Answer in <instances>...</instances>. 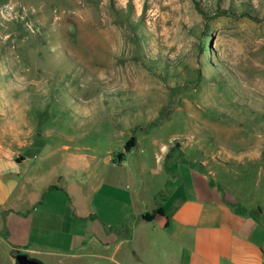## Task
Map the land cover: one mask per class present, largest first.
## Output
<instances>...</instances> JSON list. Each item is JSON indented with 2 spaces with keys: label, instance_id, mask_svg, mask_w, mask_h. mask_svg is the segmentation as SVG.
<instances>
[{
  "label": "rangeland",
  "instance_id": "obj_1",
  "mask_svg": "<svg viewBox=\"0 0 264 264\" xmlns=\"http://www.w3.org/2000/svg\"><path fill=\"white\" fill-rule=\"evenodd\" d=\"M7 98L97 159L194 163L264 226V0H0Z\"/></svg>",
  "mask_w": 264,
  "mask_h": 264
},
{
  "label": "crops",
  "instance_id": "obj_2",
  "mask_svg": "<svg viewBox=\"0 0 264 264\" xmlns=\"http://www.w3.org/2000/svg\"><path fill=\"white\" fill-rule=\"evenodd\" d=\"M38 124L30 100L0 99V231L16 252L44 264H264L255 210L210 172L131 152L100 160Z\"/></svg>",
  "mask_w": 264,
  "mask_h": 264
},
{
  "label": "water",
  "instance_id": "obj_3",
  "mask_svg": "<svg viewBox=\"0 0 264 264\" xmlns=\"http://www.w3.org/2000/svg\"><path fill=\"white\" fill-rule=\"evenodd\" d=\"M14 264H44L38 258L30 256L26 252H16L14 255Z\"/></svg>",
  "mask_w": 264,
  "mask_h": 264
},
{
  "label": "trees",
  "instance_id": "obj_4",
  "mask_svg": "<svg viewBox=\"0 0 264 264\" xmlns=\"http://www.w3.org/2000/svg\"><path fill=\"white\" fill-rule=\"evenodd\" d=\"M124 154H125L124 152H120V153H118L117 156H116V159H117V160L122 159V157L124 156ZM145 218H149V217H148V216H145Z\"/></svg>",
  "mask_w": 264,
  "mask_h": 264
}]
</instances>
